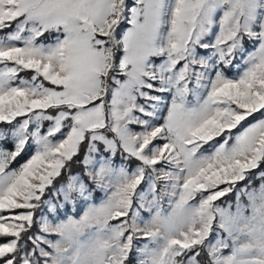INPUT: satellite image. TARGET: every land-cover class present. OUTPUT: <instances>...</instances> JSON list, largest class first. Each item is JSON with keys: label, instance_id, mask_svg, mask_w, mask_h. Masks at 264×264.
Returning <instances> with one entry per match:
<instances>
[{"label": "snow or ice", "instance_id": "snow-or-ice-1", "mask_svg": "<svg viewBox=\"0 0 264 264\" xmlns=\"http://www.w3.org/2000/svg\"><path fill=\"white\" fill-rule=\"evenodd\" d=\"M0 264H264V0H0Z\"/></svg>", "mask_w": 264, "mask_h": 264}, {"label": "rangeland", "instance_id": "rangeland-1", "mask_svg": "<svg viewBox=\"0 0 264 264\" xmlns=\"http://www.w3.org/2000/svg\"><path fill=\"white\" fill-rule=\"evenodd\" d=\"M229 75L231 76V75H233V73L232 72H229Z\"/></svg>", "mask_w": 264, "mask_h": 264}]
</instances>
